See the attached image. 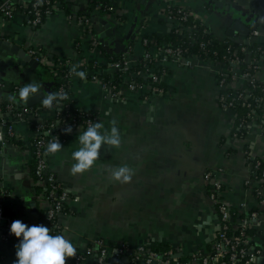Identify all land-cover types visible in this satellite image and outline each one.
I'll return each mask as SVG.
<instances>
[{"label":"crops","instance_id":"1","mask_svg":"<svg viewBox=\"0 0 264 264\" xmlns=\"http://www.w3.org/2000/svg\"><path fill=\"white\" fill-rule=\"evenodd\" d=\"M3 1L13 3L16 10L10 18L0 17V39L20 45L28 54L37 49L52 63L68 61L69 73L74 66L84 71L83 79L73 72L69 76L72 107L95 113L105 130L115 121L121 132L120 146L104 145L94 168L83 174L70 172L71 153L79 147V131L61 143L64 147L59 152L46 155L49 169L71 195L57 226L77 253L98 240L108 246L126 243L154 249L165 245L183 257L199 250L208 252L220 229L218 211L204 178L210 169L217 171L224 197L239 214L257 207V195L245 183L253 163L247 151L264 160V111H254L238 129L236 112L222 101L224 94L245 87L246 80L240 75L244 69L197 55L191 57L189 65L166 62V41L156 44L147 36L164 40L172 28L180 26L167 10L183 7L193 11L217 40L260 47L264 45V16L250 13L237 0H218L220 5L214 0H115V7L105 15L100 7L89 10L91 0H66L69 12L59 7L37 27L30 23L25 6L32 0ZM83 15L89 21L86 24ZM238 21L251 28L248 36L237 30L228 34ZM109 28L113 32L107 35ZM148 38L153 42L150 53L164 67L161 78L165 92L153 93L147 85L143 90L122 88L113 93L100 78L112 76V80L117 71L108 54L125 53L128 68H132L147 52ZM251 55L248 59L254 60ZM38 64L35 69L31 64L23 65L16 55L0 50V189L9 195L4 197L5 211L29 225L40 224V211L48 204L38 196L32 176L31 143L36 131L31 124L36 122H18L15 110L25 108L17 103L18 89L24 84L35 82L40 85L38 91L51 84L54 72ZM255 67L264 86V59ZM234 72L239 75L235 80L230 76ZM95 74L98 79L93 78ZM9 103L14 105L11 111H7ZM41 104L35 107H43ZM39 111L42 121L60 124L61 107ZM8 123L14 128L12 138L7 135ZM121 164L133 169L128 182L110 179L108 169ZM256 230V241L263 242L264 220ZM17 242L0 237V264H13ZM84 264L145 263L130 255L118 257L109 250L102 263L90 256Z\"/></svg>","mask_w":264,"mask_h":264},{"label":"built area","instance_id":"2","mask_svg":"<svg viewBox=\"0 0 264 264\" xmlns=\"http://www.w3.org/2000/svg\"><path fill=\"white\" fill-rule=\"evenodd\" d=\"M31 2L32 3H27L25 6L30 16V23L33 26H37L42 23V10L46 4H50V0H32ZM15 10L16 6L11 2L3 1L2 3H0V14L5 18L12 17ZM180 12L182 13V17L180 19L181 21L186 20L189 17L199 19L198 16L191 10H180ZM51 14L52 13L50 10H46L45 15L47 17H49ZM84 19L86 20L85 24L89 22L87 17H84ZM177 22L181 26V22L179 20H177ZM206 31L207 29L204 30V32ZM255 34L257 33L255 32ZM145 43H148V40H145ZM205 46V44H202L201 50H204ZM242 50L247 51L246 47H243ZM30 54L34 56L38 63L50 67L51 71H53L54 74H62L67 70L68 67L71 66L70 62L68 61L61 63H52L37 49L30 50ZM163 54V60L166 62L168 60H175L187 65L191 63V57L183 56V50L178 47H172L171 45H168L163 49ZM124 56L125 58L123 61H115L113 63V67L116 70H120V68H122L123 66H125L126 69H130L128 68L129 64L125 53ZM144 56L148 58L151 56V53L146 52ZM170 57H172V59H170ZM224 59L226 61H229L232 65H237L241 62L239 57L224 56ZM252 67L255 71L252 72L251 70H244L240 75H242L245 80L249 81L253 87H256L258 74L255 65ZM71 73L68 72L64 74L65 77L68 78V81L69 76H72ZM140 74L141 71L135 72L133 70H130L129 73L125 75V78H128L126 82L124 81L121 84L114 85L113 80H111L109 89L115 94L122 88H127L130 90H143L145 88V85H139L134 80ZM148 75L152 78L153 82L160 83L161 78L158 74L150 71ZM230 76H232V79L235 80L239 75L237 72H234L233 74H230ZM93 78L98 79L99 76L95 74L93 75ZM221 83L225 85V79H223ZM1 86H3L2 83H0V87ZM148 87L153 93L162 94L165 92V89L158 85H149ZM222 101L228 108H232L235 103L247 107H252L254 104L264 106V97L255 94L250 88L241 89L234 94L226 93L222 96ZM53 105L61 107V109H68V106H65V103L62 102H58V104L55 103ZM13 108L14 105H12L11 103L7 105V111H11ZM42 108L45 107H39L37 108V110H35L34 107L24 108L22 112L15 113L17 115L18 119H16L18 122L22 121L27 123L28 121L33 120L34 122H36L37 130L46 135H49L53 131L58 132L54 137L42 139L37 142H32L31 146H46L47 149V145L50 141L57 139V137L60 141L61 133H59L58 128L61 123H64V127H66L68 124H71V126L73 127L72 133H74L80 131V125L83 128L93 121H100L97 116L89 113H82L81 115L84 118L83 122H80V120L78 119L66 121L61 118L59 119L60 124H51L50 127H47V124H45V122L42 121L39 116V109ZM8 133L12 136H15L13 126H9ZM247 154L248 158L253 163L252 174L249 178L246 179L245 183L249 189H252L256 193L258 198V209H252L248 213L244 214V217H240L243 214H239V212L234 213L233 208L224 197V185L222 181L217 179V171L210 169L206 171L204 175L205 180L208 182L210 199L216 205L220 220V229L214 235V238L211 242V248L208 252L199 250L190 255L188 259H183V256H181V254L174 249H170L167 251H157L148 246L140 245L137 247H132L126 243L117 246H108V244L103 240H98L92 246L88 247L85 252L77 253L75 256L76 259L74 264H84L87 258L90 256H95L98 259V262L102 263L107 257L109 250H112L113 254L118 257H121L123 255H130L135 260L142 261L145 264H258L259 260L264 258V238L263 242L259 243L258 241H256V225L261 223V220H264V165L263 160L255 156L252 151H247ZM32 158L33 162L36 161L37 158L35 166L36 179L34 180V186H47L49 189L47 193H39L38 196L41 198V200L48 204L47 209L49 217L51 219L57 220L60 215L66 213V208L68 202L71 199V195L69 194V191L64 188L63 185L58 181L55 173H53L49 169L48 163L46 161V155L43 154L41 150L36 153L32 152ZM6 196L9 195H4L3 193H1L0 195V210H2V213H0V227H2L0 237L4 241L16 243V237L9 233V227L12 221L16 220V218L12 215H9L5 211L4 197ZM249 230H254V232H249ZM52 231L53 230L50 228V232Z\"/></svg>","mask_w":264,"mask_h":264},{"label":"trees","instance_id":"3","mask_svg":"<svg viewBox=\"0 0 264 264\" xmlns=\"http://www.w3.org/2000/svg\"><path fill=\"white\" fill-rule=\"evenodd\" d=\"M2 2L3 0H0V3ZM59 3L61 4V6H57V4ZM114 3H115V0H91L89 10L93 11L96 7H100L99 9L100 13L105 15L111 12L110 8L115 7ZM46 5L42 10L43 21L41 24L37 25V27L42 25L43 22L46 20L47 18V16L45 15L46 10H50L51 13L53 14L57 8L64 7V9H66L69 12V7L67 5L66 0H50V4H46ZM180 10H188V9H185L183 7H173L167 10L168 16H172V19L174 20H179L181 22V26L172 28L171 32L167 34L164 40L158 38L157 35H152V36H147V37H149L150 39H155L157 41L156 44L157 43L160 44L162 43V41L163 42L166 41V45L163 48L167 47L168 45H171L172 47L181 48L183 50V56L185 57H193L195 55H199L201 58H204V59L215 60L218 62H222V61L226 62L229 66H231L232 64L229 61H226L224 59V56L239 57L241 62L240 64H237V65L246 71L247 70H251L252 72L255 71L252 66H254L255 63L257 62H260V60L264 59V45H261L260 47L258 46V44H254V45L249 44L248 46H245V44H241L238 41H234V40H227V41L217 40L215 37H213L212 33L206 28V26L201 23L200 20L195 19L194 17H189L188 19L181 21L180 19L182 17V13L180 12ZM87 15H90V13L88 12ZM205 29H207L206 32H204ZM150 39H149V43L147 44V52L149 53H150L151 44L153 43V42H150ZM202 44L206 45L204 50H201ZM243 47H246L247 51H243L242 50ZM249 53L252 54L250 55L252 56L251 58H254V60L248 59L250 58ZM108 56L111 62L123 61L125 58L124 54L122 53L113 54V55L108 54ZM156 59L157 58L151 54V56L148 58H146L145 56L140 57V59L138 60V63L130 69H126V67L123 66L122 68H120V70L118 69L115 72V76L112 78L113 84L118 85L124 82L125 75L129 73L130 70H133L135 72L141 71V74L138 75L134 79L137 84L142 85V86L145 85V87L147 85L148 86L158 85V86L165 88L166 87L165 83L161 78L164 67L162 64H160L159 60L157 61ZM170 59H172V57H170ZM40 65L42 66V64ZM43 67L49 70L46 66H43ZM150 71H153L160 76L161 78L160 83L153 82L152 78L149 77L148 75ZM68 72L70 71L66 70L62 74H54V73L50 74V76H52L50 92H54L57 94H61V93L66 94V99L59 100V102L65 103V106L67 105L68 109L67 110L66 108L61 109L59 119L62 118L63 120H66V121H72L73 119H78L80 120V122H83L84 118L81 115L82 113H89L94 116H96V114L93 113L92 111H86V110L76 109L72 107L71 100L69 98L70 97V82H68V78L65 77L64 75L65 73H68ZM108 77L109 76L107 77L101 76L100 78L103 82H105V84H110L112 76H110L109 78ZM245 83L246 84L244 88H250L255 94L261 97H264V86L258 79L256 81V85H257L256 87H253L252 84L247 80L245 81ZM55 103L57 102L54 101L53 104ZM40 106L45 107L44 104L43 105L41 104ZM34 109L37 110V107H35ZM231 109H233L236 112L235 113L237 117L236 119L237 127L236 128L242 129V127L246 124V122L251 118L253 112L254 111L263 112L264 106L254 104L252 107H247V106H243L241 104L235 103V105ZM19 111H20L19 109H16L15 113H18ZM45 124H47V127H50V125L55 124V122L47 121L45 122ZM7 125L11 126L10 123H8ZM31 126L35 128V131H36V137L33 139L32 142L34 141L37 142L42 139H48L50 137H54L58 133L57 131H53L49 135H46L38 131L35 124H31ZM63 127H64V123H61L58 128L59 133H61L60 143H62L69 137V134L60 132L62 131ZM242 132L243 130H241V133ZM7 135L11 138L14 137L10 135L9 133H7ZM31 149L33 153H36L39 150H41L43 154L47 155L46 146H34L33 145L31 146ZM36 161H37V158H36ZM36 161L33 162V168H32V176H34V179H36V175H35ZM263 165H264V160H263ZM48 190L49 189L47 186L38 187L39 193H47ZM1 193H3L4 195L6 194L5 191L0 189V195ZM255 209H258V208L256 207ZM6 212L8 213L7 210ZM40 212H41L40 223H43L47 225L49 228H51L53 230L51 232L52 234H59L60 228L57 226V220L51 219L49 217L48 209H43ZM233 212L236 213L238 211L233 209ZM240 217H244V215H241ZM1 230H2V227H0V231ZM249 232H254V230L253 231L249 230ZM170 249L171 248H168L165 245L157 246V248L154 247V250H157V251H167ZM188 258L189 256L183 257V259H188ZM75 259L76 258H74L73 260H69L67 264H74Z\"/></svg>","mask_w":264,"mask_h":264},{"label":"clouds","instance_id":"4","mask_svg":"<svg viewBox=\"0 0 264 264\" xmlns=\"http://www.w3.org/2000/svg\"><path fill=\"white\" fill-rule=\"evenodd\" d=\"M72 72L81 79L85 78L84 71H78L74 66ZM40 85L35 82L24 84L18 92L21 99H28L37 94ZM66 99V94L49 92L43 98L45 107L51 108L54 101ZM58 123V122H57ZM80 131L77 136L79 147L71 153L72 164L70 172L73 175L83 174L92 170L101 155L104 145L119 147L122 138L116 122H112L110 129H104L103 122L93 121L86 127L79 126ZM66 134L73 132V127L68 124L62 129ZM64 146L59 138L50 141L47 145V153H57ZM110 179L116 182H128L133 176V169L128 164H121L108 169ZM2 213V210H0ZM9 233L17 238L15 245V257L13 264H67L70 258L77 254V249L73 242L61 234H52L50 228L43 224L25 223L20 219L13 220Z\"/></svg>","mask_w":264,"mask_h":264},{"label":"water","instance_id":"5","mask_svg":"<svg viewBox=\"0 0 264 264\" xmlns=\"http://www.w3.org/2000/svg\"><path fill=\"white\" fill-rule=\"evenodd\" d=\"M214 2L217 5H220L218 0H214ZM237 3L240 5L246 6L247 10H249L250 13H256L257 17L264 16V0H237ZM0 17L3 18L1 14H0ZM260 19L261 18H259V20ZM100 21L106 27H110V24L104 21L103 19H101ZM256 27L257 25L252 27V29H255ZM233 30H237L240 33L248 36L250 34L251 28L243 24L242 22L238 21L233 24V29L229 30L228 34H233L234 32ZM112 32H113L112 28H109L107 31V35H110ZM247 43H249V41H247ZM0 50H5L10 55H16L18 57L19 62L23 65L31 64L34 67V69L39 65L37 62H34L32 55L28 54L27 51L23 47H21L20 45L16 43L0 39ZM50 91H51V84L47 83L43 90L38 91L37 94L29 97L28 99H21L17 93L19 97L17 103L19 106L25 107V108L35 107L43 103V98L47 96ZM258 264H264V258L260 259Z\"/></svg>","mask_w":264,"mask_h":264}]
</instances>
